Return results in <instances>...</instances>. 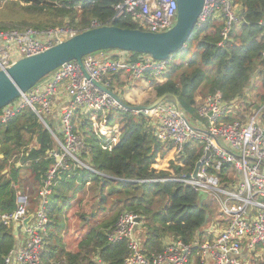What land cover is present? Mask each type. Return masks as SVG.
<instances>
[{
    "label": "trees",
    "instance_id": "obj_1",
    "mask_svg": "<svg viewBox=\"0 0 264 264\" xmlns=\"http://www.w3.org/2000/svg\"><path fill=\"white\" fill-rule=\"evenodd\" d=\"M233 2L244 21L234 25L226 39L221 21L196 27L183 49L169 60L161 81L150 80L155 100L163 95L175 99L188 123L197 118V95L219 96L227 104L221 121L228 123L244 122L253 110L264 106V33L259 27L264 0ZM117 3L0 0V32L67 28L81 33L93 24L140 30L127 17L110 22ZM130 55L133 61L139 57ZM105 82L118 96L130 86L128 75L122 73L107 75ZM252 85L255 94L249 97ZM93 117L81 110L73 116L74 131L89 148L86 162L90 170L73 164L57 174L46 209L49 225L41 264H123L130 256L126 242L112 244L107 240L123 213L140 219L135 237L144 257L162 253L166 241L175 239L193 247L189 264H204L194 246L212 238L205 225L215 201L206 203L191 187L164 181L191 174L202 156V144L186 146L177 157L171 143L156 139L148 118L111 110L95 116V121L109 129L118 127L114 144L100 136L91 123ZM56 148L52 135L29 108L0 124V214L15 211L18 188L23 194L29 190L28 207L34 211L42 181L53 165L48 154ZM230 170L226 167L218 175L223 178L220 188L231 189L230 181L225 180ZM227 221L221 224L225 227ZM13 233L12 227L0 223V264L17 243ZM255 251L258 254L249 264H264V249L257 247Z\"/></svg>",
    "mask_w": 264,
    "mask_h": 264
},
{
    "label": "built area",
    "instance_id": "obj_2",
    "mask_svg": "<svg viewBox=\"0 0 264 264\" xmlns=\"http://www.w3.org/2000/svg\"><path fill=\"white\" fill-rule=\"evenodd\" d=\"M113 11L114 16L110 22L127 17L141 31L158 34L174 26L177 4L175 0H118ZM239 13L240 8L233 0H204L197 27L209 21H221L224 25L222 37L226 39L232 27L244 21ZM96 27L100 26L93 24L92 28ZM259 27L264 33V16ZM77 34V31L67 28L43 32H0V71H5L20 59L43 53ZM138 56L133 61L130 53L124 52L102 57L100 61L93 55H88L82 59V68L76 62H68L1 110L0 124H6L25 108H29L38 120H46L53 114L54 101H59L61 110L59 127L52 130L47 125L57 148L48 154L53 165L42 181L36 208L31 212L27 192L23 194L18 191L19 201L15 211L0 214V223L13 230L16 225H20L24 234V241L17 238L18 248L5 257L4 264H41L49 225L46 209L57 174L68 171L73 164L90 170L86 162L89 148L74 131L75 112L81 110L84 114H94L91 123L100 136L114 144L118 139V127L109 129L104 124H98L95 116H104L111 110H124L94 87L92 81L107 88V75L126 73L131 81H147L150 84V80L154 79L159 83L171 59L159 62L149 56ZM226 107L227 104L219 96H209L201 103H196L198 125L203 129L200 131L191 128L173 100L163 101L143 113L148 118L149 125L154 127L156 139L163 144L171 143L177 157L192 143L203 146L195 178L182 176L164 180L189 186L198 193L211 197L228 220L220 234L208 232L212 238H206L203 243L194 246L199 251L202 262L249 264L252 257L258 254L255 249H264V106L245 123L221 121ZM133 114L139 115L138 112ZM203 120L208 121L207 127L201 122ZM110 135L113 137L110 138ZM207 152L208 158L202 161ZM226 167L234 170L239 178L230 181L231 189L219 187L218 175ZM30 215L32 219L23 227V221ZM137 218L134 214L123 213L107 236L108 242L112 244L126 242L130 256L123 264H189L193 247L175 239L166 241L162 253L151 258L144 257L135 237Z\"/></svg>",
    "mask_w": 264,
    "mask_h": 264
},
{
    "label": "water",
    "instance_id": "obj_3",
    "mask_svg": "<svg viewBox=\"0 0 264 264\" xmlns=\"http://www.w3.org/2000/svg\"><path fill=\"white\" fill-rule=\"evenodd\" d=\"M177 15L174 26L166 32L153 34L141 30L121 29L116 26H101L81 32L76 36L63 41L43 53L16 61L5 71H0V110L17 100L22 94L30 91L40 81L49 76L55 70L68 62H76L82 68V59L99 51L117 50L136 55L149 56L154 61H167L174 54L179 53L192 32L197 27V20L201 14L204 0H175ZM88 79V77L86 76ZM94 87L108 95L117 105L126 112H138L144 115V111H150L157 105L170 98L163 95L148 106H132L125 103L117 94L104 86L93 82ZM180 110L178 102L173 99ZM209 152L202 161L208 158ZM0 158L2 156L0 155ZM200 162L194 168L192 175L187 178H195ZM32 215L22 223L26 227ZM140 219H136L139 224ZM16 225L14 237L17 239ZM18 248V242L14 249Z\"/></svg>",
    "mask_w": 264,
    "mask_h": 264
},
{
    "label": "rangeland",
    "instance_id": "obj_4",
    "mask_svg": "<svg viewBox=\"0 0 264 264\" xmlns=\"http://www.w3.org/2000/svg\"><path fill=\"white\" fill-rule=\"evenodd\" d=\"M101 53H106L108 55L124 54V52H121V51L110 50V51L95 52L92 55L99 59V56ZM256 78H257V76L254 77L253 81H255ZM248 91H249V97H252L255 94V90L253 89V85L249 87ZM120 98L124 102H127L128 104H130L132 106H137V105L148 106L149 104L154 102L156 97H155V93H154L152 87L147 86V87L143 88L142 86H140V87H136V88H133L130 90H126L124 93L121 94ZM203 99H204L203 96L197 95L195 98V104L201 103V101ZM165 101L170 102L171 99L167 98V99H165ZM255 112H257V111L253 110L251 115H253ZM0 113H1V110H0ZM250 116H247L246 120L243 123H245ZM39 121L45 129H47L48 124L52 125V126L54 125L51 117H47L46 120H43V121L39 120ZM201 122L206 127L209 125L207 120H203ZM189 124H190L191 128H193L195 130H199V131L203 130L202 126L198 125V117L194 118L192 121H190ZM52 130H54V127ZM29 147H31V146H29ZM222 179L223 178L221 177L220 181H222ZM234 179H239V178L236 177L235 171L231 169L229 174L226 173L225 180L226 181H233ZM220 187H222V185H220ZM18 191H20L22 193L24 192L21 188H18ZM25 192L28 193L29 190L25 189ZM200 198L202 200H204L206 203L211 202V200L213 202V199L211 197H207L204 194H200ZM214 203L215 204H213V210H209V213H208L209 218L207 220L205 228H206L207 232L213 233L214 235H218V234H220V232L222 231V229L224 227L221 223L225 222L227 220V218L221 214L220 209L218 207V204L216 202H214ZM214 205H216L215 208H214ZM18 237L21 240L24 239V234H23V231L21 228L18 229ZM207 264H211V263L208 262Z\"/></svg>",
    "mask_w": 264,
    "mask_h": 264
},
{
    "label": "crops",
    "instance_id": "obj_5",
    "mask_svg": "<svg viewBox=\"0 0 264 264\" xmlns=\"http://www.w3.org/2000/svg\"><path fill=\"white\" fill-rule=\"evenodd\" d=\"M111 56H116V55H108V54H106V53H101L100 54V56H99V60L101 61L103 58H105V57H111ZM103 57V58H102ZM122 74H126V73H122ZM127 75V74H126ZM128 80H129V82H130V86H129V88H127V89H125V91L126 90H130V89H133V88H136V87H140V86H142L143 88H145V87H147V86H149V87H152V85H151V83L150 84H148L149 82H147V81H131L130 79H129V75H128ZM124 91V92H125ZM120 97V96H119ZM127 99V98H126ZM54 106H53V114H52V119H53V126L54 127H56V128H58L59 127V114H60V112H61V110L59 109V101H54ZM127 103V102H126ZM137 106H143V105H137ZM200 194V193H199ZM224 228V227H223ZM22 229V228H21ZM213 234V233H212ZM17 237H18V233H17ZM19 238V237H18ZM19 241H24V239L23 240H21V239H19ZM22 243V242H21Z\"/></svg>",
    "mask_w": 264,
    "mask_h": 264
}]
</instances>
